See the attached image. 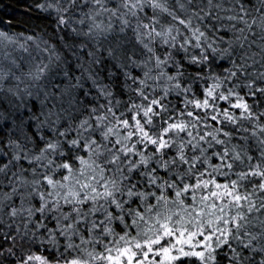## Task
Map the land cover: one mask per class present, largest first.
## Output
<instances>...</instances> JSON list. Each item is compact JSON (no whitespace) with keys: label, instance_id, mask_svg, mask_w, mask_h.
Returning a JSON list of instances; mask_svg holds the SVG:
<instances>
[{"label":"snow or ice","instance_id":"1","mask_svg":"<svg viewBox=\"0 0 264 264\" xmlns=\"http://www.w3.org/2000/svg\"><path fill=\"white\" fill-rule=\"evenodd\" d=\"M0 30V264H264V0H41Z\"/></svg>","mask_w":264,"mask_h":264},{"label":"trees","instance_id":"2","mask_svg":"<svg viewBox=\"0 0 264 264\" xmlns=\"http://www.w3.org/2000/svg\"><path fill=\"white\" fill-rule=\"evenodd\" d=\"M39 2L41 0H0V30L25 35L43 33L46 39L50 38L54 25L52 19L36 7Z\"/></svg>","mask_w":264,"mask_h":264}]
</instances>
